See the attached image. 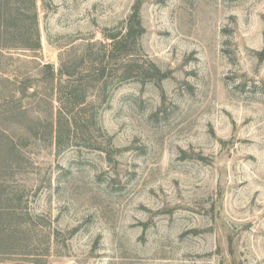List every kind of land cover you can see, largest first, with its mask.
Masks as SVG:
<instances>
[{
    "label": "rangeland",
    "instance_id": "1",
    "mask_svg": "<svg viewBox=\"0 0 264 264\" xmlns=\"http://www.w3.org/2000/svg\"><path fill=\"white\" fill-rule=\"evenodd\" d=\"M35 4L1 10L0 264H264V0Z\"/></svg>",
    "mask_w": 264,
    "mask_h": 264
},
{
    "label": "trees",
    "instance_id": "2",
    "mask_svg": "<svg viewBox=\"0 0 264 264\" xmlns=\"http://www.w3.org/2000/svg\"><path fill=\"white\" fill-rule=\"evenodd\" d=\"M24 3V2H23ZM3 4H4V0H0V46L2 45H8L6 44V40L3 41V38L7 35V36H12L14 35L15 37L16 34H18L19 32L17 31V26L13 28L14 32H9V33H4L8 31L9 28V24L6 22L4 24L3 20H2V8H3ZM25 5L27 6V9L30 8V13L32 10V19L37 20V10H36V4H35V0H25ZM15 10L11 11V21L9 23H14V26L17 24L18 19H16L17 14H15V12L19 13V10L17 9V7H14ZM132 20L136 21V25L135 26H130L127 29V32L124 36H122L121 38L119 36H110V40H111V50H118L119 48L123 47L124 45H127L130 41H133L135 38H139L141 37V35L144 33V27L142 25L141 22V17H140V13L139 10H137L135 12V14L132 17ZM20 25H25L24 19L21 21ZM20 29V28H19ZM22 37L24 39V48L26 49H35V48H40L41 47V42H40V35L39 32L37 31V29L34 31V34L32 35V38L36 41H34L35 43L31 44V42L29 41L30 36L27 35V32H25V34H22ZM155 68V67H154ZM46 69L50 71L51 73V77H55V73H54V69L52 66H46ZM52 70V72H51ZM157 73L161 74V71L159 69L156 68ZM78 102V100H77ZM77 102H73V104H76ZM72 103V102H71ZM81 103V102H80ZM79 104V103H78Z\"/></svg>",
    "mask_w": 264,
    "mask_h": 264
}]
</instances>
